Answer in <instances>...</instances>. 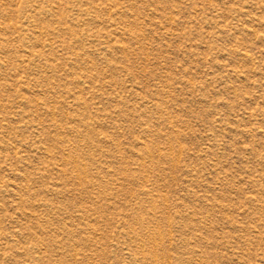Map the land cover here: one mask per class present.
<instances>
[{"label":"rangeland","instance_id":"obj_1","mask_svg":"<svg viewBox=\"0 0 264 264\" xmlns=\"http://www.w3.org/2000/svg\"><path fill=\"white\" fill-rule=\"evenodd\" d=\"M0 264H264V0H0Z\"/></svg>","mask_w":264,"mask_h":264}]
</instances>
